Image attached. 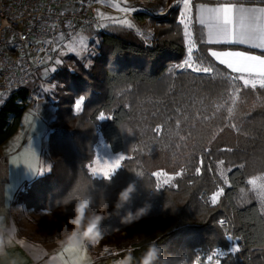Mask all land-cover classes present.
<instances>
[{"label":"trees","instance_id":"obj_1","mask_svg":"<svg viewBox=\"0 0 264 264\" xmlns=\"http://www.w3.org/2000/svg\"><path fill=\"white\" fill-rule=\"evenodd\" d=\"M167 26L150 46L124 27L103 31L93 64H79L74 72L65 69L62 90L67 94H59L48 138L51 170L23 183L13 205L49 211L53 227L62 230L74 207L64 201L87 187L94 207L108 204L105 238H116L107 259H117L116 253L127 250L139 258L155 241L165 256H185L188 264H194L214 250L229 251L232 241L226 236L230 234L238 251L229 253L221 264H264V206L248 183L264 176V89L245 88L238 81L235 114L228 117L230 101L217 112L216 105L223 103L220 97L227 99L232 92L222 74H236L208 52L251 50L201 43V36L206 40L204 29L192 19L197 61L205 58L218 74L213 79L179 70L173 66L186 53L182 27L176 19ZM30 91L31 87L21 89L0 108V147L17 132L29 108L17 100L26 102ZM81 98L82 109L76 113L73 105ZM101 113L108 118L100 121ZM100 134L113 153L126 156L110 182L89 171ZM158 172L174 176L173 183L159 188ZM132 182L136 191L131 202L119 215H111L118 192ZM221 189L213 204L212 196ZM145 203L151 205L146 217L130 226L121 223L128 210L134 212ZM124 232L125 237H119Z\"/></svg>","mask_w":264,"mask_h":264},{"label":"rangeland","instance_id":"obj_2","mask_svg":"<svg viewBox=\"0 0 264 264\" xmlns=\"http://www.w3.org/2000/svg\"><path fill=\"white\" fill-rule=\"evenodd\" d=\"M106 3L113 11L100 13L102 28L98 31H94V30L82 31L79 34H77L74 38H72L70 41H68L58 52L56 63L52 65V67L49 70L44 71V73L39 77V79L33 85H31V91L35 92L37 98L34 99L33 102L29 104V108L27 110H29V114L35 113L36 116H39L41 119L47 122L46 134L44 135L45 139L42 140L41 136H39L38 131L37 132L35 131L36 136L32 141V145L35 149L36 147H38L40 149L42 148L43 150L41 152L40 166L38 169L39 177L49 173L52 167V160L49 154L48 138L51 129V123L55 120L56 117L55 104L60 101L59 94L60 93L64 95L67 94L66 91L62 90V89L65 90V85L62 83V78L65 76L64 74L65 69L74 72L78 70L79 64L91 66L93 64L96 55L98 54V50L101 44L100 34L103 31L112 32V31H116L118 27H124L128 30H131L134 33V35L144 43L145 46L153 45L156 41H158V39H160V32L163 31V29H167L168 27L167 22L174 19H176V21L179 22L180 11L182 8V5L180 6L176 5V0H126V3L125 0H106ZM114 4H120L121 7H129L135 9V11L131 12L132 17L114 12V11H119L118 8L113 7ZM140 14H145L148 16L147 18L142 19L139 16ZM125 17L131 20L136 27L133 29H129L115 22L116 20L123 19ZM181 27H182V37L184 40V46L186 51L185 57L181 62L183 63V61L187 58V43L183 34V25H181ZM136 29H139L140 32L143 33V35L138 34ZM81 38H83L84 40L83 46L79 44ZM192 38L194 40L193 31H192ZM73 47H75L77 50L71 51ZM197 49L198 48L196 46V48L193 51V60L198 63L195 54ZM57 61H59V63H57ZM178 69L191 70V69H183V68H178ZM75 103L73 105L74 110H75L74 107ZM107 118L108 117L105 116L104 120H106ZM104 120H100V121H104ZM120 156H123L124 159L126 158V156L122 153L119 154L113 153L110 150L104 138L102 137V135L100 134L98 143L95 146V159L92 162V164L89 166V171L91 175L93 176L91 172V169L93 167L100 169V168H104L106 165H112L115 159ZM124 159L121 160L120 167ZM118 170L119 168L116 169L115 173ZM158 173L162 174V175H157V173L155 174L159 188L169 186L173 183L174 176L165 174L164 172H158ZM93 177L103 178L102 176H93ZM13 210L17 219H19L18 221L19 232L25 234L27 238L35 241L36 240L45 241L48 239H53L57 235H61V230L53 227L52 217L49 211L35 210L23 203L13 205ZM125 235L126 233L124 232L120 234L119 237H125ZM115 238L116 236L106 237L100 242L98 246L95 247L89 246L88 250L91 255V259L94 261L109 257L111 253V249L114 247L115 244ZM230 241H232V246L229 251H221L219 249L214 250L209 254H207L205 258H202L203 260L197 259V261L194 264H221L222 260L229 253L236 252L233 251V249H238L236 245V241L232 239H230ZM217 252H221L223 253V255L217 257L214 255ZM209 256L213 257L211 261L208 259ZM114 260L115 258L107 259L98 262V264H113Z\"/></svg>","mask_w":264,"mask_h":264},{"label":"snow or ice","instance_id":"obj_3","mask_svg":"<svg viewBox=\"0 0 264 264\" xmlns=\"http://www.w3.org/2000/svg\"><path fill=\"white\" fill-rule=\"evenodd\" d=\"M126 3V0H125ZM215 6H208L207 3H199L196 5L197 16L196 21L198 24L207 29V39L201 36V43L209 44H226V45H247L249 48H256L264 50V7H245L243 6L244 0H213ZM176 5H182L179 17V23L183 25V34L187 43V58L181 64L174 65L173 68L191 69L197 73L209 74L211 78H215L216 73L215 65L211 62H206L205 58L199 57V62L193 60V51L196 48V42L192 38V0H176ZM113 7L119 9L121 13H131L135 11L133 8L121 7L120 4H114ZM238 21V24H237ZM129 29L135 28V24L127 17L115 21ZM138 34L143 35L139 29H136ZM79 44L84 45L83 38L80 39ZM73 47L71 51H76ZM211 57L219 61L220 64L226 65L231 69L232 73L238 75H231L223 73L226 87H231L232 92L228 93L227 99L222 95L220 100L223 103L216 105V111L219 112L226 104L231 103V106L226 108L228 117L235 114L237 102L239 100L240 88L237 86L238 81L243 82V87H251L255 89L257 85L264 89V52L261 54H254L247 51L240 50H225L217 51L209 49ZM59 63V61H57ZM207 63V66H205ZM170 68L169 71H173ZM83 98L75 103L76 112H80ZM264 106V105H262ZM103 113L100 114V120H104ZM207 119V117H205ZM236 127L235 125H232ZM155 131L159 132L160 129L156 128ZM124 157L120 156L115 159L112 165H106L104 168L97 169L93 167L91 172L93 176L109 177L115 173L116 169L120 168V162ZM220 161V165H223ZM230 171V169H229ZM196 172L199 173L200 169L197 168ZM157 175H162L157 173ZM221 176L224 177V172L221 170ZM225 182H227V178ZM252 185V189L256 192L257 199H259L262 206H264V176H257L248 181ZM243 191V190H242ZM223 190L217 192L212 196V203H217V199ZM65 203V201H64ZM232 239V237H229ZM238 251V249H233ZM215 256H221L223 253L217 252ZM208 259L211 261L212 256Z\"/></svg>","mask_w":264,"mask_h":264},{"label":"built area","instance_id":"obj_4","mask_svg":"<svg viewBox=\"0 0 264 264\" xmlns=\"http://www.w3.org/2000/svg\"><path fill=\"white\" fill-rule=\"evenodd\" d=\"M112 11L106 0H0V108L49 70L68 41L100 30V13ZM36 98L30 91L26 102L17 103Z\"/></svg>","mask_w":264,"mask_h":264},{"label":"crops","instance_id":"obj_5","mask_svg":"<svg viewBox=\"0 0 264 264\" xmlns=\"http://www.w3.org/2000/svg\"><path fill=\"white\" fill-rule=\"evenodd\" d=\"M212 1L196 0L192 7V19L196 23V5L199 3H207L208 6H215ZM243 6L264 7V0H244ZM202 27L204 29L205 38L207 39V29L204 28V26ZM209 45L220 46L226 44ZM235 46L250 49L252 52H247L254 54H261L264 52V50L249 48L247 45ZM213 59L215 60V58ZM217 62L219 63V61ZM223 66L226 67V65ZM229 70L231 71V69ZM46 127L47 122H45V120L36 116L35 113L29 114V110H26L21 118L17 132L0 147V224H2L5 229V236H7L9 232H14L15 236L12 244L6 246V254L0 256V264H68L69 255L63 252L60 246V241L63 239L62 235H57L53 239L45 241H35L27 238L25 234L19 232V219H17L13 210L15 195L22 184L39 177L38 169L40 166L41 152L43 150L38 147L35 149L32 145V141L36 136L35 131H38L42 140L45 139ZM74 255L79 254L75 253ZM86 255L92 261V264H94L88 249Z\"/></svg>","mask_w":264,"mask_h":264},{"label":"clouds","instance_id":"obj_6","mask_svg":"<svg viewBox=\"0 0 264 264\" xmlns=\"http://www.w3.org/2000/svg\"><path fill=\"white\" fill-rule=\"evenodd\" d=\"M114 174L103 178L105 181L110 182ZM135 191L136 185L134 182L121 189L117 194L111 215H119L125 205L131 202ZM68 203L74 204L73 215L68 218L67 224L61 230L63 237L60 241L61 249L69 255L68 264H85V262L86 264H92V261L86 255L87 249L89 246H98L108 232V228L103 226V221L110 215L106 212L108 204L105 201L98 207H94L96 205L95 199L87 187L78 191L71 200L66 199L65 204ZM150 209L151 205L145 203L134 212L128 210L121 217V223L130 226L146 217ZM4 233L5 229L0 224V256L6 254V246H10L15 239L14 232H9L7 236ZM75 253L79 255H74ZM164 253V248L153 241L147 245L139 258L132 254V250H127L123 255L116 253L119 258L115 259L113 264H188L185 256L177 259L171 255L165 256Z\"/></svg>","mask_w":264,"mask_h":264}]
</instances>
